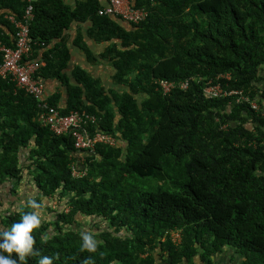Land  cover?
Segmentation results:
<instances>
[{
  "label": "trees",
  "instance_id": "16d2710c",
  "mask_svg": "<svg viewBox=\"0 0 264 264\" xmlns=\"http://www.w3.org/2000/svg\"><path fill=\"white\" fill-rule=\"evenodd\" d=\"M30 2L32 57L53 44L38 74L67 90L64 106L58 92L50 103L99 116L120 141L98 144L80 164L72 136L42 125L38 99L0 75V196L21 200L3 209L0 231L24 212L41 216L22 264L44 255L53 264H224V252L235 264H264V0H133L147 16L132 28L100 14L102 0H0L6 44L16 34L8 16L21 18ZM87 21L97 42H110L99 58L128 88L107 90L81 66L67 73L66 31ZM158 79L177 86L164 95ZM208 85L222 92L209 96ZM75 162L87 175H73ZM81 232L101 241L96 252L81 250Z\"/></svg>",
  "mask_w": 264,
  "mask_h": 264
},
{
  "label": "built area",
  "instance_id": "2783aa9c",
  "mask_svg": "<svg viewBox=\"0 0 264 264\" xmlns=\"http://www.w3.org/2000/svg\"><path fill=\"white\" fill-rule=\"evenodd\" d=\"M31 1V0H30ZM103 15H120L124 19L139 23L147 16L144 9L134 8L130 0H108L107 6L99 11ZM34 17V5L32 2L27 6L22 19L11 17L17 28L15 47L8 46L0 40V52L3 54V61L0 65V75L16 81L17 85L32 93L38 99L39 120L42 125L49 126L57 134H70L74 140L76 149L94 151L98 143L110 145L117 144L115 137L103 131L92 132L91 124H97L95 115L88 114L82 110H72L67 114H62L55 106L50 105L45 96V85L40 78L35 77L36 71L45 64L44 59L27 60L32 50L30 38V23ZM187 80L181 84V88H187ZM157 88L164 94L171 93L177 86L175 81L169 79H158ZM209 96H217L222 92L219 85H208L205 89ZM226 93V92H225ZM240 93L238 101L244 99L250 101L248 96L242 91L232 90L229 94ZM255 108H259L256 102L251 103ZM79 152H81L79 150ZM82 153V152H81ZM75 162V167H76ZM77 168V167H76Z\"/></svg>",
  "mask_w": 264,
  "mask_h": 264
},
{
  "label": "clouds",
  "instance_id": "9594fccd",
  "mask_svg": "<svg viewBox=\"0 0 264 264\" xmlns=\"http://www.w3.org/2000/svg\"><path fill=\"white\" fill-rule=\"evenodd\" d=\"M33 1V0H32ZM130 3L131 5L134 7V8H137L136 6H134L133 4V0H130ZM108 4V0H106V4L104 5L107 6ZM140 9H143V8H140ZM146 11V10H145ZM15 15L13 14H10L8 16V18L11 20L12 23H14L11 19V17ZM110 16H113V17H119L121 18V20L131 24V28H132V24H138V23H135V22H130L126 19H124L122 16L120 15H110ZM23 17V15H22ZM21 18H16V19H22ZM34 19V17H33ZM146 19V18H145ZM144 19V20H145ZM143 21V20H142ZM141 22V21H140ZM139 22V23H140ZM14 26H15V23H14ZM125 27V26H124ZM127 28V27H126ZM15 30H17L16 26H15ZM17 32V31H16ZM13 36V39H14V45H8L6 44L3 40H1L2 42H4L6 45L8 46H12V47H15V44H16V34H11V37ZM30 38H31V43H32V50H31V53L29 55V57L27 58V60H33V59H44L45 60V64L42 65L35 73V77L37 78H40L44 85H45V96H46V100L47 102L52 105V106H55L53 104L50 103L49 101V96H51V94H49L47 92V85H46V78L41 76L40 74H38L40 72L41 69H43L44 67L47 66V60L43 57V52L48 50L47 46L49 45H44V49H42L41 53L39 54V56L37 57H32V53L34 52L33 50V39L31 37V23H30ZM110 43V42H108ZM50 49V48H49ZM1 53V52H0ZM2 54V53H1ZM3 55V54H2ZM1 65V64H0ZM2 76V75H1ZM3 77V76H2ZM4 78V77H3ZM5 79H8V78H5ZM56 80V79H55ZM16 82V81H15ZM17 84V82H16ZM64 86V85H63ZM18 88H21L17 85ZM66 88V86H65ZM23 89V88H22ZM28 92V91H27ZM30 93V92H29ZM66 98H67V92H66ZM67 102V101H66ZM66 102L64 104H60V107L64 106L66 104ZM60 112H61V108L59 106H55ZM39 108V106H38ZM73 110H76V109H73ZM79 110V109H78ZM72 111V110H71ZM70 111V112H71ZM62 114H67V113H63L61 112ZM90 114V113H88ZM93 115V114H91ZM38 118H39V111H38ZM97 120H98V123L97 124H91V126H95V129L92 131V132H96V130L98 129V131H103L100 126H99V122H100V117L99 116H96ZM49 127V126H48ZM50 128V127H49ZM51 130V128H50ZM53 131V130H52ZM54 132V131H53ZM104 132V131H103ZM108 134H111L110 132H107ZM113 137H115L116 141H117V144L115 145H110V144H105V143H98V144H104V145H109V146H114L116 147L119 143L120 140H117V137L114 136L113 134H111ZM97 144V145H98ZM96 145V146H97ZM75 147V146H74ZM92 150H85L83 153L79 152L78 149L75 148V155L76 157H78V159L81 161L79 162L80 164H83V161L86 159V155ZM77 163V164H79ZM77 164H76V167H77ZM75 166H73L72 168V173L73 175H79L80 174V171L82 173V175H87V171L85 170H80L78 168H76ZM19 205V204H18ZM30 205L33 209H36V208H39L40 205L36 203L35 200H32L30 201ZM41 225V216L39 215V213L35 210L33 211H27V212H24L20 219L17 221V222H14L10 228H8L7 230H3V231H0V264H22L23 261L26 260V258L28 256H31L34 254L35 250H34V245L36 243V240L33 236V231L35 229H38ZM178 234V232L174 233L173 236H174V240H177L179 239L176 238V235ZM80 237H81V245H80V248L81 250H87L88 252H96L97 251V248H98V245L101 243V241H99L96 236L94 235V233L92 232H81L80 233ZM41 239L44 241V242H47L48 239H50V236L45 233L43 234V236L41 237ZM15 252L17 254V256H12L11 254ZM88 260L90 261L91 260V257L88 258ZM53 261H54V258L52 256H47V255H44V256H40L39 260H38V264H53ZM85 264H88V261H85Z\"/></svg>",
  "mask_w": 264,
  "mask_h": 264
},
{
  "label": "crops",
  "instance_id": "0c3cea01",
  "mask_svg": "<svg viewBox=\"0 0 264 264\" xmlns=\"http://www.w3.org/2000/svg\"><path fill=\"white\" fill-rule=\"evenodd\" d=\"M72 4H75L77 0H68ZM103 4H106V0H102ZM123 26L127 28H131V24L121 21ZM91 21L87 22H74L70 29L66 31V45L70 49V60L69 66H67L66 71L69 75H71L72 70L75 66H81L87 69L93 76L100 78L102 84L107 90L112 89V79L113 75L115 74V68L113 67L112 63L108 61L106 58H99V54L104 51L106 46L109 44L108 42H97L91 33ZM13 40V36L11 37ZM60 42V39L55 40L53 43ZM81 44L83 46H81ZM84 45L88 47V51L84 48ZM53 44H49L47 48H51ZM83 47V48H82ZM96 56V59L99 58L100 61L92 62L90 59V55ZM104 77V78H103ZM107 79L110 81L107 83ZM72 80L74 78L72 77ZM75 82V80H74ZM114 82V81H113ZM46 85H47V92L49 94L58 92L61 93L60 102L64 104L67 101L66 98V88L61 84L60 81L46 78ZM109 86V87H108ZM111 87V88H110ZM119 87V86H118ZM116 90H121L122 88H118ZM115 89V88H113Z\"/></svg>",
  "mask_w": 264,
  "mask_h": 264
},
{
  "label": "rangeland",
  "instance_id": "374dc122",
  "mask_svg": "<svg viewBox=\"0 0 264 264\" xmlns=\"http://www.w3.org/2000/svg\"><path fill=\"white\" fill-rule=\"evenodd\" d=\"M114 76V75H113ZM104 78V77H103ZM108 81H107V83L110 81V79H107ZM114 81V82H113ZM104 84V83H103ZM120 87V88H122V89H126V88H128V86L127 85H124V84H119V83H116L115 82V80H114V77H113V79H112V89L113 88H115V89H117L116 87ZM109 87V86H108ZM118 87V88H119ZM111 88V87H110ZM121 89V90H122ZM73 140V139H72ZM73 143H74V140H73ZM85 149H86V147L85 148H79V150L83 153L84 151H85ZM30 188V187H29ZM27 189H20V187L18 188V192L19 193H23L24 191H26ZM28 192H31V191H29V190H27ZM8 193V194H7ZM7 194V195H6ZM11 195V196H10ZM14 195V193H10L9 194V192H6V193H3L1 196H0V199L1 198H3V199H1L0 200V221H1V214H2V212H4V211H6L5 209L7 208V207H13V210L15 211V209L16 208H19V206H18V204H20L21 203V200H20V198H19V196H17L16 198H14V199H12V196ZM4 199H7V200H9V201H4ZM54 203H57V201H54ZM3 209H4V211H3ZM45 210V209H44ZM45 216H49L48 214H47V211H46V215ZM84 222V221H83ZM87 222H89V220H87L86 219V221L84 222V224H86L87 225ZM90 223V222H89ZM179 237V233L176 235V238H178ZM232 253L231 252H224V254H223V257H224V264H235V261H233L232 260ZM223 257H222V259H223ZM219 259V258H218ZM238 260H240V257H238L237 258V260H236V262L238 261ZM221 264V263H220ZM237 264H239V263H237Z\"/></svg>",
  "mask_w": 264,
  "mask_h": 264
}]
</instances>
